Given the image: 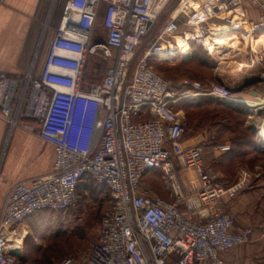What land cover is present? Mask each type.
<instances>
[{
	"label": "built area",
	"instance_id": "2783aa9c",
	"mask_svg": "<svg viewBox=\"0 0 264 264\" xmlns=\"http://www.w3.org/2000/svg\"><path fill=\"white\" fill-rule=\"evenodd\" d=\"M174 1L67 0L42 60L36 58L22 76L0 75V114L10 132L36 122L39 138L55 154L51 174L19 182L8 194L0 211V264H16L10 251L20 247L14 237L21 224L74 208L86 181L106 188L112 203L97 241L78 264H228L222 254L251 241L252 228L237 229L228 205L255 175L242 169L239 181L225 188L205 165L202 146L179 148L186 127L175 106L191 94L230 101V88L184 82L185 90L178 89L150 61L183 58L179 53L187 46L215 55L213 44L230 36L254 40L264 34V0H180L179 15L172 13L150 38ZM245 5L257 8L256 20L243 15ZM89 56L104 66L98 83H84ZM84 104L90 127L80 136L73 122ZM172 148L197 175L199 189L192 195L180 183ZM153 172H161L171 200L144 186Z\"/></svg>",
	"mask_w": 264,
	"mask_h": 264
},
{
	"label": "crops",
	"instance_id": "0c3cea01",
	"mask_svg": "<svg viewBox=\"0 0 264 264\" xmlns=\"http://www.w3.org/2000/svg\"><path fill=\"white\" fill-rule=\"evenodd\" d=\"M49 11V0H0V75L22 76L29 70L32 62L38 59L45 13ZM242 13L250 20H256L258 17V10L252 5H245ZM61 17L53 21V30L57 28ZM262 37L264 34L256 36L254 40L246 36L227 37L224 40L227 46L219 54L210 55L217 65L222 63L221 66L224 64L221 58L231 54L232 84L225 85L235 92L231 93L232 97L239 102H228L245 105V108L235 111L215 98L199 94L185 100L199 107L198 117L192 118L186 111L183 113L177 109L178 103L175 109L186 127V134L179 144L180 150L202 146L204 161L208 164L211 156L216 160L262 152L264 148L263 145L260 146L258 130L264 123V43L256 44ZM191 52L183 57L185 61L192 58ZM215 73L217 81L222 82L218 79V70ZM178 89L185 90L182 86ZM187 90L195 92L192 88ZM232 115L243 120L236 123V118ZM24 124L27 128L19 126L10 132L7 121L0 114V211L15 184L49 175L54 168V150L39 138V125L33 121ZM82 125L86 126L87 123ZM77 132L80 134L81 129L75 120L73 133ZM248 133L250 135L247 138ZM217 146H230L231 150L221 152L216 149ZM178 151L172 148L174 166L185 193L192 195L199 189L198 178L193 170L185 168ZM219 163L220 161L216 165ZM208 168L217 173L213 166ZM254 171L255 179L251 186L228 205L229 212L235 218L236 228H252L253 236L248 244L222 254L223 260L228 264H245L257 259L260 254L264 255V240H258L260 236L264 237V229L257 228L260 223L256 220L258 215L264 212V179L260 178L259 173L263 171L264 175V170L259 166L255 167ZM218 176L221 186H232L224 183L221 176ZM159 178L162 184L156 181ZM143 184L151 191L154 190L152 192L160 198L168 201L172 199L161 172L147 175ZM182 209L185 211L184 207ZM28 221L17 228V235L20 236V227Z\"/></svg>",
	"mask_w": 264,
	"mask_h": 264
},
{
	"label": "rangeland",
	"instance_id": "374dc122",
	"mask_svg": "<svg viewBox=\"0 0 264 264\" xmlns=\"http://www.w3.org/2000/svg\"><path fill=\"white\" fill-rule=\"evenodd\" d=\"M61 1L49 0L50 11L45 13L46 18L42 31L43 39L38 52L39 62L45 54V45L50 40V33L55 31L53 30L55 14L60 9V6L61 8L65 6L67 0ZM179 1L175 0L167 8L155 26L154 31L150 34V38L157 31L161 30L168 17L177 9ZM97 32L99 37L104 39L101 20L97 24ZM139 53L140 55L142 54L141 51ZM220 64L222 63L217 65L212 56L204 51L195 52L192 58L187 61L181 57L170 62L150 61V65L177 88H180L184 82H189L190 84L198 83L202 86L218 82L216 70H218V79L223 82H221L222 84H232L230 61H224V64L221 66ZM103 74L104 66L100 65L95 56H89L84 70V83H98L102 80ZM84 106L86 108H83ZM84 106L80 105L76 107L74 114V121H78V127L81 129L80 136H84L85 130L90 127V122L86 120V116L89 117L90 109L87 105L84 104ZM177 109L183 111V113L186 111L192 118L198 117L200 112L199 107L191 105L186 101L179 103ZM232 116L234 119L236 118V123L243 120L241 117ZM84 122L87 123L86 126L82 125ZM249 135L248 133L247 138ZM258 135L260 137V130H258ZM260 139L261 146L263 144ZM219 161V165H216ZM209 164L205 161L207 167L213 166L214 171L217 172V175L221 176L224 183L233 185L239 181L242 169L253 174H255V167L260 166L264 170V155L262 152H252L248 155L219 158L216 160L211 156ZM262 172H259L261 173L260 178L264 179ZM156 181L162 184L160 178ZM111 203V197L106 188L90 181L83 182L79 187L78 202L74 208L63 213H48L34 217L23 227H20V232H18L20 236L15 235L14 239L20 241L22 258L17 259L16 264H63L67 260L72 261V264L80 263L85 259L92 245L97 241L102 216L111 206ZM256 220L260 223L257 225V228L264 229V212L260 213V216L258 215ZM258 240L262 241L264 237L260 236ZM260 255L257 259L245 264H264V255Z\"/></svg>",
	"mask_w": 264,
	"mask_h": 264
},
{
	"label": "bare ground",
	"instance_id": "6f19581e",
	"mask_svg": "<svg viewBox=\"0 0 264 264\" xmlns=\"http://www.w3.org/2000/svg\"><path fill=\"white\" fill-rule=\"evenodd\" d=\"M195 6H197V5H195ZM181 6H178L177 7V9L173 12V15L174 16H177V15H179V13H180V11H181ZM225 40V39H224ZM224 40H222V39H217V41L213 44V46L214 47H212V50H218V51H214L215 53H217V54H219L221 51H222V49H224L227 45V43L224 41ZM257 41V40H256ZM264 43V37H262L261 38V40L259 41V39H258V43H256L257 45H260V44H263ZM254 44V43H253ZM218 46V47H217ZM260 47V46H259ZM229 48H231V47H229ZM227 49V48H226ZM221 50V51H220ZM229 50V49H228ZM231 50V49H230ZM190 51H191V48L190 47H185L184 49L183 48H181V53H179L180 55H182V56H186V55H188V53H190ZM226 52V51H225ZM228 53V52H227ZM217 56V55H216ZM221 60L222 61H225V62H227V61H230L231 60V54H227V55H224V57H222L221 58ZM220 60V61H221ZM238 69V68H237ZM191 97H194V96H197V95H194V94H191L190 95ZM231 102H239L236 98H234V97H230V99H229ZM244 102V101H243ZM73 127H74V122H73ZM259 130H260V137L259 138H261L260 140H262L261 142H262V144L264 145V123L263 124H261L260 125V127H259ZM16 250H22V247H19V248H16Z\"/></svg>",
	"mask_w": 264,
	"mask_h": 264
},
{
	"label": "water",
	"instance_id": "95a60500",
	"mask_svg": "<svg viewBox=\"0 0 264 264\" xmlns=\"http://www.w3.org/2000/svg\"><path fill=\"white\" fill-rule=\"evenodd\" d=\"M52 36V33H50V36H49V39L51 38ZM48 45H49V41L46 43L45 45V52L48 48ZM232 94H234L235 92H232ZM221 104H223L224 106H226L227 108H230L232 110H235V111H242L244 108H245V105H237V104H233V103H230L228 101H222V100H218ZM261 111V110H260ZM262 153L264 154V149L262 150ZM10 256H12L13 258H15L16 260L17 259H21L22 258V252L20 250H11L10 251Z\"/></svg>",
	"mask_w": 264,
	"mask_h": 264
},
{
	"label": "trees",
	"instance_id": "16d2710c",
	"mask_svg": "<svg viewBox=\"0 0 264 264\" xmlns=\"http://www.w3.org/2000/svg\"><path fill=\"white\" fill-rule=\"evenodd\" d=\"M63 1V0H62ZM61 1V2H62ZM65 2V1H64ZM61 5H62V3H61ZM63 9H64V6H63V8H61V6H60V9L56 12V14H55V18H54V20L55 21H57V20H59V18L62 16V13H63ZM198 51H204L202 48H200V47H197V46H194L193 48H192V55L195 53V52H198ZM205 52V51H204ZM225 188H228V187H225ZM71 210V209H70ZM69 211V210H68ZM67 212V211H66ZM51 214V212H45V213H41V214H38V215H36V216H34V217H37V216H40V215H44V214ZM33 217V218H34Z\"/></svg>",
	"mask_w": 264,
	"mask_h": 264
}]
</instances>
